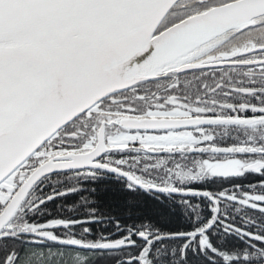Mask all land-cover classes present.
Here are the masks:
<instances>
[{
  "label": "snow or ice",
  "instance_id": "1",
  "mask_svg": "<svg viewBox=\"0 0 264 264\" xmlns=\"http://www.w3.org/2000/svg\"><path fill=\"white\" fill-rule=\"evenodd\" d=\"M0 264H264V0H0Z\"/></svg>",
  "mask_w": 264,
  "mask_h": 264
}]
</instances>
